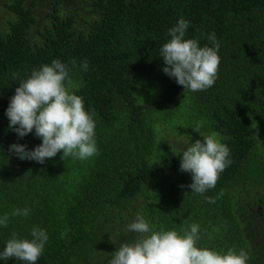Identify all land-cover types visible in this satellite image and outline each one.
<instances>
[{
	"label": "trees",
	"instance_id": "obj_1",
	"mask_svg": "<svg viewBox=\"0 0 264 264\" xmlns=\"http://www.w3.org/2000/svg\"><path fill=\"white\" fill-rule=\"evenodd\" d=\"M181 17L185 39L213 46L214 32L220 43L207 90L163 72L160 47ZM57 59L95 121L98 154L21 160L10 145L32 150L42 138L18 137L6 110L19 83ZM201 133L226 144L232 163L198 194L180 156ZM17 208L31 211L0 226V252L13 232L31 240L38 227L49 239L36 264H108L137 238L126 231L137 216L156 231L197 224L198 247L264 264V0H0V216Z\"/></svg>",
	"mask_w": 264,
	"mask_h": 264
},
{
	"label": "clouds",
	"instance_id": "obj_2",
	"mask_svg": "<svg viewBox=\"0 0 264 264\" xmlns=\"http://www.w3.org/2000/svg\"><path fill=\"white\" fill-rule=\"evenodd\" d=\"M189 24L181 17L168 30L171 39L160 47L159 56L165 62L164 73L174 78L185 91L197 92L211 88L218 79L220 43L214 32L208 36L213 46L201 47L197 39H185ZM71 65L75 68L77 62L72 60ZM88 66V61L79 65L83 71H87ZM71 70L57 59L50 65L34 69L28 79L19 83L6 110L9 128L20 138L33 130L42 138V143L32 150L26 144L10 145L9 151L19 159L43 163L61 151L63 160L68 157L86 160L98 154L96 124L86 111L83 98L70 89ZM202 127V123H197L194 131L200 133ZM201 135L203 139H197L180 156V170L192 175L188 187L198 194L215 188L220 174L232 163L229 147L215 134ZM207 199L209 203H215V198ZM30 211L29 208L14 209L11 214L0 216V226L8 227L10 216L26 217ZM126 231L136 233L137 238L114 251L108 264H248L250 259L244 250L239 253L228 250L222 254L198 247L200 233L197 224H192L190 231L183 234L176 230L156 231L150 229L143 216H137ZM31 236V240L21 239L13 232L0 252V258L36 264L49 237L46 230L38 227L32 229Z\"/></svg>",
	"mask_w": 264,
	"mask_h": 264
}]
</instances>
